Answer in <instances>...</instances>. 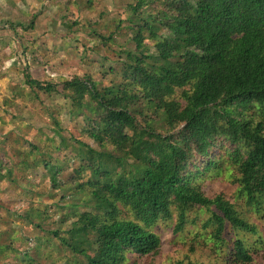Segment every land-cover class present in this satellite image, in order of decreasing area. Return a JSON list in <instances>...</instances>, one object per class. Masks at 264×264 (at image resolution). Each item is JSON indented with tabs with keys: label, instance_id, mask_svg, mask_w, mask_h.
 I'll return each mask as SVG.
<instances>
[{
	"label": "trees",
	"instance_id": "obj_1",
	"mask_svg": "<svg viewBox=\"0 0 264 264\" xmlns=\"http://www.w3.org/2000/svg\"><path fill=\"white\" fill-rule=\"evenodd\" d=\"M115 1L51 6L71 75L26 62L2 96L0 187L17 203L0 199V264H147L161 225L199 254L180 264L264 258V0ZM39 12L0 18L16 32L1 46ZM216 178L231 185L209 193Z\"/></svg>",
	"mask_w": 264,
	"mask_h": 264
},
{
	"label": "rangeland",
	"instance_id": "obj_2",
	"mask_svg": "<svg viewBox=\"0 0 264 264\" xmlns=\"http://www.w3.org/2000/svg\"><path fill=\"white\" fill-rule=\"evenodd\" d=\"M57 1L59 0H0V18L2 19V22H4L3 19H8L10 21L12 18L14 24H20L22 23V18L24 16L31 18L37 12L40 11L39 13H41L38 18L37 29L34 32L31 30L28 31L27 34L24 32V34L21 35L23 28L22 26L19 27L20 36H16V38H18L16 48H4L1 46V40H3L5 36L10 37L11 39L14 36V33H16L13 30V24L6 22V27L2 29L3 31L0 34V62L2 63L0 66V72H3L4 74H0V102L2 96L7 91H11L17 86L19 79L17 76L18 68L21 64H25L26 62L31 63L34 66L32 73L35 75H43V73V77L55 76L58 75V73L71 75L72 67L69 64L71 59V53L69 51L70 41L65 37L64 33H59L65 31L61 15H56L50 10V7L55 6ZM63 1L69 2L72 0ZM100 1L104 0H94V3L97 4ZM105 1L118 2L115 0ZM99 4L100 3H98V5ZM84 9L86 15L94 12L88 4H86ZM1 25L2 24H0V29ZM79 34L81 35L83 32H80ZM28 39H32L35 42L32 45L27 44V47L25 48L22 45V41L26 42ZM93 39L95 40L90 42V47L97 43V38ZM31 51H35V55L42 57L48 62L45 71L40 62H33L30 54ZM78 68L80 72L83 73L88 66L86 64H81ZM101 77L102 76L100 75V78ZM45 110L46 107L29 104L25 108V114L27 117L32 118L35 126H43L49 124V119L47 115H45ZM4 128L7 129L8 126H5ZM229 185L231 184L226 181H219L218 178H216V182L214 179H207L204 188L210 193L224 189ZM16 196L17 195L14 191L6 185H3L2 188L0 187L1 200L6 202L15 199V203H17ZM253 218L258 220L259 224L264 227V219H258L255 216H253ZM159 233L162 238L160 253L153 259V261L150 259L147 264H180L179 261L185 260L186 256H191L193 259L199 260V254L191 252L190 242L188 240L183 241V239L174 236L170 227L167 225H161ZM253 264H264V258L261 257Z\"/></svg>",
	"mask_w": 264,
	"mask_h": 264
}]
</instances>
